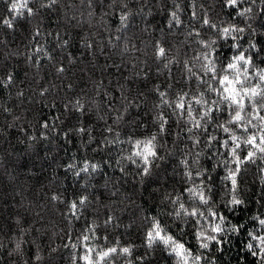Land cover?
<instances>
[{"label":"trees","instance_id":"trees-1","mask_svg":"<svg viewBox=\"0 0 264 264\" xmlns=\"http://www.w3.org/2000/svg\"><path fill=\"white\" fill-rule=\"evenodd\" d=\"M110 4L111 0H92L91 5L87 0H56L51 5L50 0H30L33 15L17 18L11 30L0 27V80L13 77L9 86H0V264H82L78 238L88 228L98 250L132 249L131 256H118L114 264H175L163 245H147L153 218L195 255H202L199 264H259L245 245L248 232L264 235L255 219H264V162L257 158L242 165L237 195L244 203L225 207L230 196L223 180L225 169L218 165L228 158L227 150L216 141L209 146V137L227 138L216 127L226 115L216 112L208 132L189 133L186 117L157 105L159 92L175 101L178 93L191 97L205 91L207 85L185 68L187 61L198 72L201 62L194 58L203 51L199 40H216L214 48L222 63L236 53L232 45L239 44L253 60L251 71L264 69V0H245L241 7H251L252 12L243 17L237 15L240 9L225 7L223 0ZM176 4L182 23L169 27ZM8 7L9 0H0V19L11 18ZM122 10L128 14L123 25ZM205 17L245 31L237 34L236 41L221 39L215 30L201 27ZM193 28L199 36H189ZM158 45L167 50V58L157 57ZM60 68L63 71H57ZM205 98L217 97L205 92ZM76 101L83 105L82 111L74 107ZM124 107H128L124 119L113 123L117 110ZM160 113L168 120L164 133L155 119ZM44 123L49 128H43ZM108 126L112 133L106 131ZM80 127L88 131L76 132ZM153 134L161 158L151 174L142 177L123 157L132 151L129 139ZM194 135L200 139L196 148ZM195 152H200L199 166L211 177L212 210L227 218L223 243L211 242L208 249L199 248L191 218L170 215L174 205L165 199L188 186L180 161L191 162L190 153ZM246 152L240 151L241 158ZM86 161L98 165L97 170L76 175ZM85 195L88 202L73 216L70 203ZM183 199L189 206L187 193ZM201 209L207 214L205 206ZM233 225L243 228L232 232Z\"/></svg>","mask_w":264,"mask_h":264},{"label":"snow or ice","instance_id":"snow-or-ice-1","mask_svg":"<svg viewBox=\"0 0 264 264\" xmlns=\"http://www.w3.org/2000/svg\"><path fill=\"white\" fill-rule=\"evenodd\" d=\"M87 2L91 5L92 0H87ZM120 2L122 3V0ZM244 2L245 0H223V5L232 9H240L237 11V15L243 17L247 13L252 12L251 7H241ZM55 3L56 0H50V5ZM252 3H255V0H252ZM29 4L30 0H9L8 12L11 14V18L0 19V27H6L11 30L15 27L14 21L17 18L24 17L25 13L28 16L33 15V9ZM115 4H117V0H111L110 7ZM122 7L127 9L128 5L123 4ZM174 7L177 11L170 13L169 27L172 26L173 22L176 25L182 23L178 15V11L181 10L180 5L176 4ZM192 16L197 18L194 10ZM119 19L123 25L128 19L127 12L122 10ZM201 27L215 30L221 39H232L233 41L239 38L237 34L245 31L244 28L235 24H228V26L217 25L206 17L202 19ZM39 34L37 30L36 35L38 36ZM188 34L189 36L193 34L199 36L200 32L193 28ZM197 43L203 49L194 58L196 61L201 62L198 72H194L192 67H188L187 61H185V68L197 81L207 85L205 91L191 97L187 92L178 93L175 101H169L165 98V92H159L161 99L160 105H157V107L167 106L173 109V114L186 117V123L191 125L187 129L189 133H192L193 130L208 132L207 124L215 119L214 114L216 112L226 115V119L223 122H218L216 127L227 134V138L220 140L216 136H210L209 146L211 141H216L227 150L228 158L221 160L218 166L223 167L226 172L223 180L227 182L225 187L228 189L230 199L225 203V207L234 209L244 203L237 195L238 177L241 173L242 165L246 162L255 163L257 158L264 162V69H257L252 72L253 60L246 55L244 50H241L239 44L234 43L232 45L236 49V53L227 62L222 63L217 59L218 54H216L214 48L217 43L216 40H199ZM250 47L255 48V45L252 44ZM36 51L39 52L41 49H36ZM156 55L158 58H167V50L158 45ZM165 67H167V64H165ZM57 71H63V69L60 68ZM253 79H255L254 83ZM12 81L13 77L9 75L6 80H0V86L7 87ZM205 92L214 94L217 98L206 99ZM20 95H23V93L21 92ZM131 104L132 102L129 103V106ZM194 105L200 106L201 110L198 111ZM136 106L138 107L139 105ZM74 107L77 110H83V105L80 101H76ZM127 111L128 107H124L123 111L117 110L118 114L113 123L123 120ZM155 119L159 121V132L164 133L168 120L162 113L158 114ZM42 127L47 129L49 124L44 123ZM69 131L72 130L70 129ZM75 131L86 133L88 130L80 127L75 129ZM106 131L112 133L113 128L108 126ZM238 131L239 135L237 134ZM191 139L193 148H196L200 143V139L195 135ZM107 142L112 143V141ZM128 143L132 145V151L127 157L123 158L135 165L139 169L138 174L142 177L150 175L152 165L157 159L161 158L158 155L157 135L153 134L143 139H129ZM245 149L247 150L246 155L241 158L239 153ZM190 155H193L191 162L187 159L180 161L185 168L183 175L188 186L180 194L174 197L166 196L165 199H168L174 205V212L170 213V215H174L176 218H191L196 225L194 235L199 248L208 249L211 242H215L217 246L223 243L220 237L225 234L224 225L227 223V218L212 210L210 204L212 188L208 184L211 177L208 175L206 168L199 166L200 152L190 153ZM68 167L74 168L75 165H69ZM97 168L98 165L86 161L76 172V175L89 173L90 169L95 172ZM185 193H187L188 201L191 202L189 206H186L183 199ZM52 199L56 200L58 197L53 196ZM87 202L88 197L86 195L81 196L78 201L74 200L70 203L69 211L73 216H77L79 209ZM201 206L206 207L207 214H205V210L201 209ZM255 219L258 220L260 228L264 230V219L259 217ZM241 228H243V225H233L230 231L238 232ZM92 231V228L87 229V233ZM87 233L78 238L82 252L79 260L82 261V264H114L118 256H131L132 249L130 247L118 248L113 246L108 247L106 250H98L91 243L94 235L90 236ZM248 236L249 242L245 245L246 250L252 256L259 258V264H264V235L248 232ZM145 239L150 248L154 244H161L168 249L169 254L175 258V264H199L204 259L202 255H195L185 243L169 234L155 218L152 219L151 227L147 231ZM72 247L76 248L77 244L74 243ZM16 248H20L19 243L16 244Z\"/></svg>","mask_w":264,"mask_h":264}]
</instances>
